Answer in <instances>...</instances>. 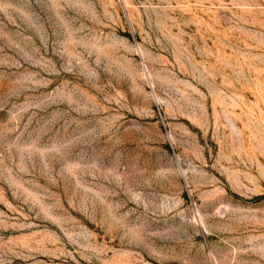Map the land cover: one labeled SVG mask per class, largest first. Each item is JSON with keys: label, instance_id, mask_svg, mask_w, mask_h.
I'll return each instance as SVG.
<instances>
[{"label": "rangeland", "instance_id": "rangeland-1", "mask_svg": "<svg viewBox=\"0 0 264 264\" xmlns=\"http://www.w3.org/2000/svg\"><path fill=\"white\" fill-rule=\"evenodd\" d=\"M0 264H264V0H0Z\"/></svg>", "mask_w": 264, "mask_h": 264}]
</instances>
